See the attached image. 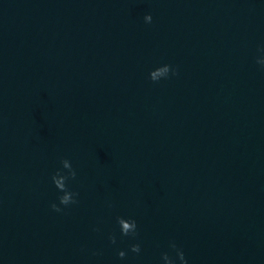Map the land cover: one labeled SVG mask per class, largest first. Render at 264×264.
Wrapping results in <instances>:
<instances>
[{
	"label": "clouds",
	"instance_id": "obj_1",
	"mask_svg": "<svg viewBox=\"0 0 264 264\" xmlns=\"http://www.w3.org/2000/svg\"><path fill=\"white\" fill-rule=\"evenodd\" d=\"M151 14H146L144 16L145 23L152 22ZM261 53H264V47L258 49ZM256 64H258L262 69H264V55L256 59ZM178 75V69L170 64H162L149 72V79L153 83H158L161 80L169 79L171 76ZM61 167L58 168L51 176L52 184L60 195H58V203L53 202L50 204L51 209L54 212H62L65 208L78 203L77 197L79 193L73 191L70 188V182L75 181L77 178V171L73 167L72 162L67 158L60 159ZM108 207H112L109 203ZM116 224L119 229L120 237H127L130 240H137L139 236V229L137 221L132 217H116ZM94 231H99V229H94ZM108 240L111 244L115 245L117 243V235L114 232L108 235ZM168 252H163L161 254V259L164 264H188V260L185 257V253L174 241L169 242ZM129 251L133 254L139 255L141 253V244L139 242L132 243L129 247ZM97 255L98 253H93ZM174 254V255H173ZM127 253L124 250H119L117 256L119 259L123 260Z\"/></svg>",
	"mask_w": 264,
	"mask_h": 264
}]
</instances>
